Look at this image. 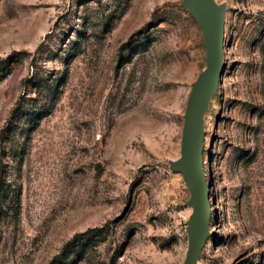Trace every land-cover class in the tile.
I'll return each instance as SVG.
<instances>
[{"label":"rangeland","instance_id":"rangeland-1","mask_svg":"<svg viewBox=\"0 0 264 264\" xmlns=\"http://www.w3.org/2000/svg\"><path fill=\"white\" fill-rule=\"evenodd\" d=\"M184 0H0V264H182L172 168L205 67ZM225 7L203 114L209 234L194 264H264V0Z\"/></svg>","mask_w":264,"mask_h":264},{"label":"water","instance_id":"water-1","mask_svg":"<svg viewBox=\"0 0 264 264\" xmlns=\"http://www.w3.org/2000/svg\"><path fill=\"white\" fill-rule=\"evenodd\" d=\"M183 5L197 21L206 50L205 67L191 86L183 114L180 156L172 162L189 190L187 205L192 209L187 221L188 250L182 264H194L209 234L211 208L202 160L203 114L222 72L225 7L215 0H184Z\"/></svg>","mask_w":264,"mask_h":264},{"label":"trees","instance_id":"trees-1","mask_svg":"<svg viewBox=\"0 0 264 264\" xmlns=\"http://www.w3.org/2000/svg\"><path fill=\"white\" fill-rule=\"evenodd\" d=\"M7 190L5 188L4 183L0 182V213L3 209H7V211H12L14 216L16 217L19 213V200L15 199L12 196L7 194Z\"/></svg>","mask_w":264,"mask_h":264}]
</instances>
